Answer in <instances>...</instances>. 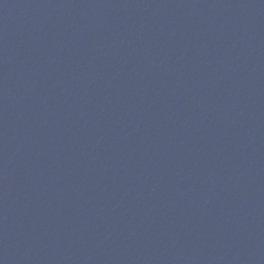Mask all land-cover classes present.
<instances>
[{
    "label": "water",
    "instance_id": "water-1",
    "mask_svg": "<svg viewBox=\"0 0 264 264\" xmlns=\"http://www.w3.org/2000/svg\"><path fill=\"white\" fill-rule=\"evenodd\" d=\"M0 264H264V0H0Z\"/></svg>",
    "mask_w": 264,
    "mask_h": 264
}]
</instances>
